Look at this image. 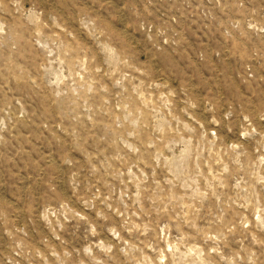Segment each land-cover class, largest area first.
<instances>
[{
    "label": "rangeland",
    "instance_id": "rangeland-1",
    "mask_svg": "<svg viewBox=\"0 0 264 264\" xmlns=\"http://www.w3.org/2000/svg\"><path fill=\"white\" fill-rule=\"evenodd\" d=\"M0 264H264V0H0Z\"/></svg>",
    "mask_w": 264,
    "mask_h": 264
}]
</instances>
